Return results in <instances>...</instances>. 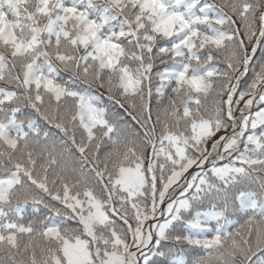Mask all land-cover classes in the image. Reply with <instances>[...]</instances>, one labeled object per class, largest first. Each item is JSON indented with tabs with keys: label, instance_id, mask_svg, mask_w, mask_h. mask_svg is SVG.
<instances>
[{
	"label": "snow or ice",
	"instance_id": "1",
	"mask_svg": "<svg viewBox=\"0 0 264 264\" xmlns=\"http://www.w3.org/2000/svg\"><path fill=\"white\" fill-rule=\"evenodd\" d=\"M262 45L264 0H0L7 260L185 264L162 250L172 241L206 253L193 264H264ZM97 88L134 122L128 135ZM37 117L91 155L92 180L57 171Z\"/></svg>",
	"mask_w": 264,
	"mask_h": 264
},
{
	"label": "trees",
	"instance_id": "2",
	"mask_svg": "<svg viewBox=\"0 0 264 264\" xmlns=\"http://www.w3.org/2000/svg\"><path fill=\"white\" fill-rule=\"evenodd\" d=\"M216 2H219V0H216ZM262 48H264V45L261 46ZM249 52H251V47L249 46ZM260 56V52L258 51L255 54V59L253 60L252 64L253 66H255L258 70V65L256 64V61L259 59ZM252 71L250 70L247 75H246V80L250 81L252 78ZM64 79H67V75L65 74ZM5 86L3 84V82H0V87ZM95 88V86H93ZM94 94H102L105 97L104 100V106L109 108V112H108V117L109 119L113 120L114 122H117V130L118 132H120L123 135H128V130L126 128V124H133L134 122H132L130 120V118H128L126 116V114L123 112V110L119 109V108H112L111 105L108 104L107 102V93L104 89H99L97 88ZM213 97H209L207 103L209 104V106H211ZM113 113H115V115H113ZM25 114H29L27 111ZM123 117V121H120V118ZM37 119V124L38 126L42 129L41 131V136L43 135V130H48L51 133L55 134L56 138H57V153H58V160H59V165L57 168V171L61 170V169H67L68 172L70 174H74V175H79L80 174V170L81 167L83 166V170H84V174L88 177L89 180H92V176L89 174V165L91 164L92 161V157L89 153H85L84 156H86L88 158V163L86 164L84 162V159L81 157V154L77 151L76 146L72 144L71 140L67 137H64L62 133H59L57 129H55L54 127H51L50 125H48L46 122H44L42 119H40L39 117L36 118ZM153 119H155V117H153ZM138 127V126H137ZM27 130V129H26ZM71 135V133H70ZM76 141L77 144L80 141V136L81 133L80 131L76 132ZM60 140H64L66 141V143L64 144L63 147H61L59 141ZM50 143V141H49ZM138 143V141H137ZM106 150L103 149L101 151V155H103V152ZM148 151H151V147L148 148ZM63 153V155H60V153ZM258 175H264V174H258ZM94 183V181H92ZM105 182H106V178H105ZM253 188H258V184L254 185ZM34 214L32 212V209L29 208L26 214V219L28 218H32ZM246 219V218H245ZM241 223H243V220L240 221ZM214 223V222H213ZM69 226L71 227H75V224H72L71 222L69 223ZM230 230H232L230 228ZM28 242V237H23L21 239V247L23 248V245L26 244ZM35 243L43 245V241L42 240H37L35 241ZM165 252H168L169 250H171L172 253L174 254H182L185 258V264H193V260L195 258L198 257H203L206 255V253L202 250V249H195V248H191L189 247L187 244H175L172 241H165L164 242V248L162 249ZM221 252H223L224 250L221 249ZM29 255L30 253H24L23 255L21 254H17L16 259L17 261H23L24 264H30L29 261ZM36 255L37 258H39L40 256V250L37 247L36 248ZM258 256H264V252L262 253H258ZM225 259H228L227 254L225 253L224 256ZM170 259H172L171 256H166L164 258H160L157 257V260L160 261V264H169ZM235 259L237 261H239L241 259V257L237 256L235 257ZM0 260H4L5 264H11L10 261L7 260V253L4 251H0ZM212 264H215V261H212Z\"/></svg>",
	"mask_w": 264,
	"mask_h": 264
}]
</instances>
